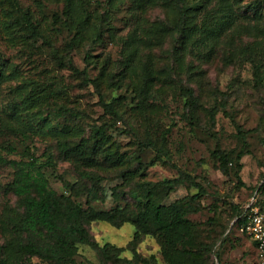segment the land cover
Here are the masks:
<instances>
[{
  "label": "rangeland",
  "instance_id": "obj_1",
  "mask_svg": "<svg viewBox=\"0 0 264 264\" xmlns=\"http://www.w3.org/2000/svg\"><path fill=\"white\" fill-rule=\"evenodd\" d=\"M216 1L208 0L207 14ZM66 6V0H0V142L15 147L3 155L42 163L50 154L51 165L42 170L56 193L68 195L63 181L75 183L81 187L76 199L96 210L117 205L132 209L129 191L137 183L190 175L203 193L183 181L163 202L200 194L187 217L198 241H214L235 204L251 201L253 194L264 200V188L256 190L264 181V32L240 33L232 41L224 33L211 48L192 42L182 48L173 29L175 0H153L138 12L130 9L129 0H71L69 14ZM202 19L200 15L196 25ZM260 25L264 28V19ZM98 32L100 38L94 39ZM132 33L138 52L130 60L126 40ZM73 66L86 74L76 73ZM183 84L195 90L196 123L183 107ZM102 103H110L118 117ZM28 119L36 120L30 126ZM238 125L247 132L244 138ZM98 127L109 158L101 152L93 165L82 167L100 176L95 181L79 175L75 158L63 154L58 143L92 141ZM216 142L230 155L227 173L214 166ZM240 152L249 153L241 156L238 171L235 156ZM116 157L120 161L112 165ZM13 173L10 164L0 166V214L18 202L8 189ZM85 226L98 246L111 243L124 248L121 257H133L127 248L134 234L130 223L92 220ZM5 236L0 228V245ZM227 238L213 246L207 264H260L249 237L233 228ZM136 252L150 264H169L154 237L141 238ZM75 260L101 264L98 249L88 244H78ZM25 264L46 263L31 257Z\"/></svg>",
  "mask_w": 264,
  "mask_h": 264
},
{
  "label": "trees",
  "instance_id": "obj_2",
  "mask_svg": "<svg viewBox=\"0 0 264 264\" xmlns=\"http://www.w3.org/2000/svg\"><path fill=\"white\" fill-rule=\"evenodd\" d=\"M117 1L122 0H109V3L114 4ZM129 1L130 9L134 12L141 11L153 2V0ZM70 3L71 0H66V14H69ZM175 3L178 7V20L173 25V29L178 34L177 39L182 48L188 42L198 43L203 48H211L218 43L224 33L232 41L233 36L240 33L251 35L264 32V28L260 25V21L264 19V0H250L246 3H240V0H217L216 6L209 14L206 12L208 0L206 3L200 0H175ZM200 15L203 19L198 26L195 20ZM79 24L81 29L85 27V24ZM168 28L166 25L165 29ZM99 34L98 32L94 39H99ZM153 37L157 38L155 34ZM126 44L129 48L127 55L131 60L138 52L134 33L127 37ZM1 61L2 59H0V65H2ZM70 64H72L71 61ZM73 69L76 73L86 74L84 69L79 70L75 66ZM2 71L0 67V78L3 75ZM91 84L96 86L94 80ZM180 95L189 121L196 123L197 102L194 88L187 84L180 85ZM28 99L33 100L30 94H28ZM102 105L110 115L118 117L110 103H102ZM215 111L214 107L210 114L212 122ZM37 116L41 121H46L45 116L39 114ZM35 120L28 119L26 122L32 126ZM15 130L19 129L14 128L13 131ZM237 130L243 138L246 136L247 132L243 131L241 126L238 125ZM18 132L25 134L24 132L27 131L19 130ZM102 137L103 132L98 127L94 130L92 141L82 139L73 145H68L66 141H59V150L75 158L74 164L81 177L95 181L100 179L97 173L82 169V167L93 165L97 155L102 154L101 152H104L105 159L109 158V154L100 145ZM14 148L12 143L0 142V166L10 164L14 169L8 189L18 199L16 206L7 205L0 214V228L6 235L4 243L0 245V264H25L26 260L31 257H37L46 264H75L78 244H88L97 248L101 264H150L149 259L136 252L137 244L144 236L157 239L161 252L169 264H207V255L210 254L213 246L217 242V245H221L228 239L227 235L233 228L239 231V227L247 222L250 207L254 204L264 205V200L261 199H256L250 206H248L250 201L235 204L233 213L222 233L214 241L200 242L197 240L196 231L187 214L193 210L192 203L203 193L204 188L190 175L156 182L137 183L129 191L134 201L132 209L128 206L117 205L107 210H96L89 202H86L84 206L76 199L81 195V187L76 186L75 183L63 181V189L69 194L56 193L42 170L44 166L51 165L50 154H46V159L42 163H37L36 158L17 160L8 159L3 155L4 151L14 152ZM248 153L240 152L235 156L238 171L241 169V164L238 163L241 156ZM214 154L217 158L214 166L222 173H227L231 158L229 153L221 148L219 142L215 143ZM119 161L120 158L116 157L114 163L111 164H118ZM131 172L129 170V173ZM183 181L193 184L200 194L182 197L165 204L163 199ZM262 188H264V181L256 188L257 192ZM87 193L91 195L89 190ZM92 220H107L116 226H121L124 222L130 223L134 234L127 248L132 250L133 257L131 259L121 257L120 253L124 248L111 243L98 246L85 226L86 222ZM241 234L249 237L256 247V243L250 236ZM217 256L219 258V255Z\"/></svg>",
  "mask_w": 264,
  "mask_h": 264
},
{
  "label": "built area",
  "instance_id": "obj_3",
  "mask_svg": "<svg viewBox=\"0 0 264 264\" xmlns=\"http://www.w3.org/2000/svg\"><path fill=\"white\" fill-rule=\"evenodd\" d=\"M253 197L248 206L255 202ZM239 231L252 238L256 243L260 263L264 264V205H252L247 214V222L239 227Z\"/></svg>",
  "mask_w": 264,
  "mask_h": 264
}]
</instances>
